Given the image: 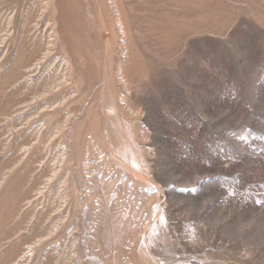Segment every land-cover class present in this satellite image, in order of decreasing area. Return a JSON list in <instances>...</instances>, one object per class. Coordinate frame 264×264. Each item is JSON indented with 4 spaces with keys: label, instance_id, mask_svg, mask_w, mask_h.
Listing matches in <instances>:
<instances>
[{
    "label": "rangeland",
    "instance_id": "rangeland-1",
    "mask_svg": "<svg viewBox=\"0 0 264 264\" xmlns=\"http://www.w3.org/2000/svg\"><path fill=\"white\" fill-rule=\"evenodd\" d=\"M0 264H264V0H0Z\"/></svg>",
    "mask_w": 264,
    "mask_h": 264
}]
</instances>
